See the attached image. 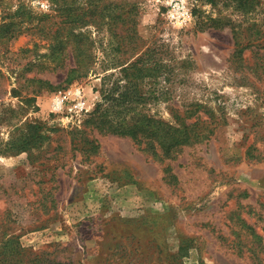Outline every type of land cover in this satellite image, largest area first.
Returning <instances> with one entry per match:
<instances>
[{
	"label": "rangeland",
	"instance_id": "1",
	"mask_svg": "<svg viewBox=\"0 0 264 264\" xmlns=\"http://www.w3.org/2000/svg\"><path fill=\"white\" fill-rule=\"evenodd\" d=\"M173 1L0 0V264H264V0Z\"/></svg>",
	"mask_w": 264,
	"mask_h": 264
},
{
	"label": "trees",
	"instance_id": "2",
	"mask_svg": "<svg viewBox=\"0 0 264 264\" xmlns=\"http://www.w3.org/2000/svg\"><path fill=\"white\" fill-rule=\"evenodd\" d=\"M64 16L63 21L68 24H74L77 21L84 20L83 14H75L68 12L62 13ZM85 22V21H81ZM75 35V34H73ZM76 36V35H75ZM79 65V62L77 63ZM76 65V67H77ZM71 71H76L73 68ZM80 75L85 74L81 71ZM38 80V79H37ZM41 84L50 83L46 81L38 80ZM103 113L94 115L93 119H97L96 124L101 123ZM108 130L116 135H129L138 143H144L147 148L151 150L154 155H159L160 153H165L171 148H179L183 143H190L196 140L198 137L204 138L205 133H196L193 130L185 127V125L175 126L165 122L162 119L154 117H146L143 121L133 122L127 124H113L108 125ZM189 129V130H188ZM159 151V152H158Z\"/></svg>",
	"mask_w": 264,
	"mask_h": 264
},
{
	"label": "built area",
	"instance_id": "3",
	"mask_svg": "<svg viewBox=\"0 0 264 264\" xmlns=\"http://www.w3.org/2000/svg\"><path fill=\"white\" fill-rule=\"evenodd\" d=\"M191 15V9L185 0H175L169 6L168 17L174 23H187ZM83 107L84 105L81 108Z\"/></svg>",
	"mask_w": 264,
	"mask_h": 264
}]
</instances>
